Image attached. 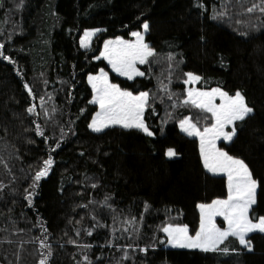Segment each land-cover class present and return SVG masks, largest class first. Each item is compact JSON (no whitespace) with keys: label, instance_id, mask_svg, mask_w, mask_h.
Instances as JSON below:
<instances>
[{"label":"trees","instance_id":"obj_1","mask_svg":"<svg viewBox=\"0 0 264 264\" xmlns=\"http://www.w3.org/2000/svg\"><path fill=\"white\" fill-rule=\"evenodd\" d=\"M15 3L3 0L0 7V42L14 61L0 57V264H39L45 234L54 250L51 264H264V233L249 234L251 251L229 238L222 247L242 251L223 254L168 246L161 231L166 223H181L194 234L198 204L227 195L226 177L204 168L198 139L178 126L184 116L201 128L211 122L210 113L182 103L189 71L204 78L198 88L239 89L254 106L251 118L237 122L233 140L219 145L264 181V14L245 11L260 0H24L22 9ZM214 12L227 15L213 19ZM144 20L150 25L145 40L159 54V63L139 66L147 75L129 80L93 59L105 39H129ZM93 28L101 31L89 48L81 47V33ZM168 53L176 54L171 99L157 93V78L169 71ZM100 68L121 87L156 97L145 114L155 135L120 125L101 132L88 127L97 105L90 103L87 75ZM32 104L39 116L27 111ZM37 124L45 136L35 131ZM170 147L176 156L166 155ZM49 154L54 164L29 205L30 177ZM254 208L264 215V184ZM132 217L135 225L127 223Z\"/></svg>","mask_w":264,"mask_h":264},{"label":"snow or ice","instance_id":"obj_2","mask_svg":"<svg viewBox=\"0 0 264 264\" xmlns=\"http://www.w3.org/2000/svg\"><path fill=\"white\" fill-rule=\"evenodd\" d=\"M3 6V0H0V7ZM15 7L16 9H22L24 7V0H16ZM257 9L260 13L264 14V0H260L259 4L253 3L245 11L251 13ZM226 15V12H214L213 19ZM142 28L143 31H133L131 33L135 37V40H124L122 37H116L115 40H105L103 50L100 51L99 56H94L93 59L99 60L103 57L116 73L127 77L129 80L147 75L148 73L142 71L137 65L151 66L153 60H157L159 54L156 48L145 40V34L150 29L147 20H144ZM100 31L101 29L99 28L86 29L80 39L81 47L88 48L90 46L91 36ZM244 35H247V33H244ZM5 39L10 40L11 34L6 36ZM175 55V53L167 54L168 74L164 76L162 72L161 76L163 79L160 77L157 78V93L163 90L169 96V99L176 96V93L171 90L172 72L170 70L175 66L172 63ZM0 57L12 61V57L5 52L4 42H0ZM12 62L14 63V61ZM157 63H159L158 60ZM184 75L186 76V79L183 81L185 85L204 79L192 71ZM164 79L168 83H164ZM87 82L91 85L92 90L90 103L99 106V110L88 124L90 129L95 132H101L110 125H120L124 129L139 130L148 136L155 135L145 117L148 109H154L152 101L156 97L150 91L134 92L127 87H121L119 83H114L110 79L109 73L104 68H100L95 74L89 73L87 75ZM24 87L35 99L36 93L33 91V87L28 83H25ZM217 99H219V103H217ZM40 100V107L44 108L47 114L48 109L44 105L43 97H40ZM182 103L211 114V122L203 126L202 129L198 126V122H194L192 117L189 116H184L179 120V127L189 136L199 137V151L204 168L214 174H226L227 197H218L210 203L198 204L200 210L199 228L195 231L194 235L190 233L188 224H164L161 231L165 234L166 242L174 247L201 249L205 252L213 251L229 254L230 252L238 253L242 251L241 248L222 247L229 238H235L239 245L251 251L253 249V242L249 238V234L254 232L264 233V215L255 214L254 208L257 205V189L264 184V181L254 175L253 170L243 158L231 155L225 148L218 147L217 142L221 138L231 142L237 135L239 128L237 122H245L251 118L255 112L254 106L249 104L245 94L241 90L237 89L234 94H230L223 87H214L211 89L189 87L187 88ZM36 109L37 105L32 104L27 108V111L39 116L40 113ZM52 111L55 112L56 109H52ZM81 111L83 112L84 110L82 109ZM48 119L55 120L54 117H48ZM35 131L40 136H45L44 128L40 124H37ZM60 131L63 133L62 128ZM60 139H63V135H61ZM53 142L56 148L60 147L59 141L54 140ZM52 151H55V148ZM177 154L174 148L170 147L167 149V156L173 157ZM53 164V156L49 154L47 159L42 161V166L35 171L34 176L30 177L32 184L29 187L32 188V191L26 190V198L29 205L32 203L35 188L39 186L38 182L49 175ZM3 187V183L0 182V188ZM107 202L108 198L105 197V203ZM149 208L150 205L146 202L145 211H148ZM217 216L223 217V220L227 223L226 227H221L216 223ZM142 219L143 217H141ZM137 222L136 218L132 217L127 223L135 225ZM20 231L23 230L21 229ZM69 242L76 243L75 240ZM0 243H3V241H0ZM39 243L42 248L47 249L39 259V264H51L54 257V250L51 244L47 243L46 234L43 239H39ZM160 243H164V239H161ZM127 247L131 248L133 246L127 245ZM136 247H139V245H136ZM153 247H155V244H153ZM141 251L148 252V246H144ZM124 259H128L127 252L124 254ZM84 260L88 261L89 257L85 255Z\"/></svg>","mask_w":264,"mask_h":264},{"label":"rangeland","instance_id":"obj_3","mask_svg":"<svg viewBox=\"0 0 264 264\" xmlns=\"http://www.w3.org/2000/svg\"><path fill=\"white\" fill-rule=\"evenodd\" d=\"M85 31V30H84ZM84 31L81 33V35H80V37H79V43H80V39H81V37L84 35ZM135 31H143V28L142 29H140V30H135ZM133 32V31H132ZM131 32V33H132ZM131 33H130V38L129 39H124V40H135V37H133L132 35H131ZM96 35V34H95ZM95 35H93V36H91V38H90V46H91V43H92V40H93V37L95 36ZM116 38H108V39H105V40H115ZM104 40V41H105ZM104 41L102 42V44H101V47H100V51H102L103 50V47H104ZM89 46V47H90ZM88 47V48H89ZM84 48V47H83ZM100 51H99V53H100ZM98 56H99V54H98ZM102 59H104L103 57H101ZM105 60V62L107 63V65H108V67H109V70L111 71V72H113L115 75H118V76H120V77H124V78H127V77H125V76H121L120 74H118V73H116L113 69H112V67H111V65L108 63V61L106 60V59H104ZM140 66V64H138L137 65V67H139ZM140 68V67H139ZM141 69V68H140ZM142 70V69H141ZM99 71V70H98ZM97 71V72H98ZM106 72H108L109 73V71L108 70H105ZM97 72H95V73H97ZM95 73H93V74H95ZM90 85V84H89ZM90 87H91V85H90ZM189 87H192V88H198L197 87V82H195V83H192V84H189V85H185V90L187 91V88H189ZM211 89V88H210ZM92 98V97H91ZM220 101H219V99H217V103H219ZM97 105V104H96ZM195 108V107H194ZM99 110V106L97 105V110H96V112ZM195 110L196 111H202V110H200V109H197V108H195ZM95 112V113H96ZM95 113L93 114V116L95 115ZM211 115V114H210ZM92 116V117H93ZM92 117H91V119H92ZM90 122H91V120H90ZM178 126H179V121H178ZM179 129H180V127H179ZM202 129V128H201ZM181 130V129H180ZM182 131V130H181ZM183 132V131H182ZM185 133V132H184ZM185 134H187V133H185ZM188 135V134H187ZM194 137H196V136H194ZM197 139H198V142H199V137H196ZM222 141H224V142H228V141H225V140H223L222 138H221V140H219L218 142H217V145H218V147H220V145H219V143L220 142H222ZM202 159V158H201ZM217 175H224L225 177H226V182H227V176H226V174H224V173H216ZM227 197V195L225 196V197H223V198H226ZM212 201V200H211ZM210 201V202H211ZM209 202V203H210ZM198 211H199V215H200V210H199V208H198ZM216 223L219 225V226H221V227H226L227 226V223H226V221H224L223 220V217H220V216H217L216 217ZM199 228V227H198ZM198 230V229H197ZM195 234V233H194ZM193 234V235H194ZM168 246H171V247H174V246H172V245H169V244H167Z\"/></svg>","mask_w":264,"mask_h":264},{"label":"water","instance_id":"obj_4","mask_svg":"<svg viewBox=\"0 0 264 264\" xmlns=\"http://www.w3.org/2000/svg\"><path fill=\"white\" fill-rule=\"evenodd\" d=\"M25 90L27 91V89L25 88Z\"/></svg>","mask_w":264,"mask_h":264}]
</instances>
